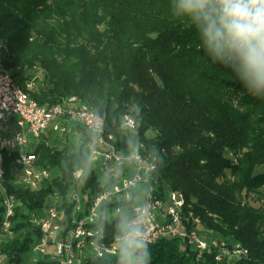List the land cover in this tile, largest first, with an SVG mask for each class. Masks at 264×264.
Listing matches in <instances>:
<instances>
[{
  "label": "trees",
  "instance_id": "16d2710c",
  "mask_svg": "<svg viewBox=\"0 0 264 264\" xmlns=\"http://www.w3.org/2000/svg\"><path fill=\"white\" fill-rule=\"evenodd\" d=\"M0 40L7 49L3 69L31 99L89 105L122 154L130 151L131 134L122 118L135 119L146 161L152 163L153 143L164 153L147 183L159 196L165 189L183 196L185 210L200 219L195 225L189 216L186 226L246 249L217 260V248L163 236L149 245L151 264H264V209L251 203L264 191V98L250 95L229 67L204 53L195 29L170 15L169 0H0ZM68 130L79 134L77 145L66 132L61 142H49L57 134L51 129L32 139L33 165L48 171L36 187L16 181L15 152L3 150L2 185L17 201L13 235L0 244L7 262L22 264L32 249L39 234L32 215L50 195L70 217L73 189L87 199L85 208L121 175L104 180L92 163L88 179L76 181L72 169L95 137L78 123ZM116 205L106 201L102 208ZM2 210L0 203V218ZM106 233L110 240L111 225ZM85 264H115V257L92 256Z\"/></svg>",
  "mask_w": 264,
  "mask_h": 264
},
{
  "label": "clouds",
  "instance_id": "9594fccd",
  "mask_svg": "<svg viewBox=\"0 0 264 264\" xmlns=\"http://www.w3.org/2000/svg\"><path fill=\"white\" fill-rule=\"evenodd\" d=\"M169 13L172 18L187 22L195 29L200 47L214 63L229 67L250 95L264 98V0H169ZM140 112L136 105V115ZM123 126L131 132L127 140L130 151L123 158L129 162L137 161L143 146L138 124L130 118ZM103 127V120L94 117L93 135H99ZM147 139L155 140L156 135ZM162 153L157 143L151 145L149 172L157 170V163L163 164ZM91 168L92 158L85 156L73 167L72 177L82 185ZM151 195L152 190L145 189L146 199L142 203L130 206L121 201L114 210L105 208L98 216L95 223L101 232L108 225L112 227L115 264H151L149 245L152 241L148 230Z\"/></svg>",
  "mask_w": 264,
  "mask_h": 264
},
{
  "label": "built area",
  "instance_id": "2783aa9c",
  "mask_svg": "<svg viewBox=\"0 0 264 264\" xmlns=\"http://www.w3.org/2000/svg\"><path fill=\"white\" fill-rule=\"evenodd\" d=\"M5 89H13L12 82L7 81L6 75L0 74V114L1 105H12L13 110H19L15 108V99L27 100L25 96L20 95L19 90H14L15 99H7L5 97ZM20 116H23V123H16V119H11L10 114H2L0 118V143H5L8 152H15V157L30 158L32 163V157L36 156L33 149L30 148L32 139L38 138L43 131V124H51V130L57 132L60 135H64L68 131V123H78L84 126L85 129H90V125L95 116L91 107H76L73 110H61L57 107L51 109H36L33 105L28 108L20 109ZM129 120L127 114H125L121 121V128L126 129L123 126V122ZM129 130V129H126ZM130 131V130H129ZM94 145H89L88 156H91L92 163L96 161H104L105 164H120L128 163L132 165L133 162L122 161L114 157V160H107V155H104L103 150L100 149V145L96 144V137L94 135ZM140 160L143 161V167H140L138 176L129 177H115V180L108 186H102L103 190L94 193L91 198L88 199V203L85 206L87 199L82 196L77 189L73 193L72 208L70 211V217L67 216L63 208L58 207L59 200L54 198L51 205V211L53 209H60L61 218L50 219V212L42 213L38 219H34L35 224H42L43 234L32 245V250H39L41 253H46L45 246H49V240L53 236L54 232L60 233L59 245L53 247L56 254V259L51 262L55 264H82V261H86L88 258L84 252V244H93L95 251H98V257L100 252L97 250L96 245V233L98 231L97 221L98 216L104 210L102 204L106 201L116 202L117 205L112 207L114 210L118 204L123 201L129 203L130 206H136L134 194L137 192L136 188H132V180L142 181V176L149 175L148 167L150 162L146 161V158L140 156ZM115 174V173H113ZM48 175L47 172L35 173L17 171L15 176H19L20 179L32 178L36 176H43L45 178ZM152 189V186L150 185ZM139 189V188H138ZM142 192V189H140ZM178 198L176 196H169L168 190H164L161 197H154L157 206L162 207V212H166V219H159V215H155L154 211H151V219L148 225V230L151 234L157 233L160 228H173L175 229L177 236L180 237L179 222H183V218L191 217L193 222L195 217L190 211V215L181 216L180 206ZM0 203L3 207L2 221H0V237L9 233L11 228V218L14 214V208L16 205L13 201H5L1 199ZM197 225V223H196ZM77 235L76 246H79V253H69L67 251V244L69 243V236ZM189 244L194 245L199 250H202L205 243L223 244L226 246V253L231 254L232 248L236 246H228L226 241L216 240L211 238L206 233L198 232L196 230H190ZM107 245L112 246L111 242H107ZM0 255H4L0 252ZM219 260V256H215ZM0 264H13V262H7L4 255V262Z\"/></svg>",
  "mask_w": 264,
  "mask_h": 264
},
{
  "label": "bare ground",
  "instance_id": "6f19581e",
  "mask_svg": "<svg viewBox=\"0 0 264 264\" xmlns=\"http://www.w3.org/2000/svg\"><path fill=\"white\" fill-rule=\"evenodd\" d=\"M6 45L3 43L2 40H0V74L6 75L7 81L12 82V87L14 90H19L20 95L25 96L28 98L27 100H21V99H15V92L12 89H5V97L7 99H15V108L16 109H24L30 107V105H33L36 109H51L52 107H57L61 110H73L76 107H90L89 105L82 103V102H63L61 104H54L50 106H45L39 104L37 101L31 99L28 95V93L23 90L21 87L18 86L16 80L14 77L10 74L8 70L3 69L2 67V62H1V57L2 55L6 52ZM19 110H13L12 111V105H1V113L2 114H10L11 119H16V123H23V116H20V111ZM93 116H99L93 109ZM100 117V116H99ZM127 118H132L127 114ZM100 119H102L100 117ZM103 120V119H102ZM47 129H51V124H43V131H46ZM87 132H91V125L90 129H85ZM76 133V131L74 132ZM113 135L112 133H106L103 131L96 137V144L100 145V149L103 150L104 155H107V160H114V157H117L118 159H122V161H128L127 159H124L123 157H126L128 153L122 154L116 149V146L113 142ZM3 150H7L6 144L5 143H0V188L2 189V193H0L1 197L0 199H5V201H13V204L16 205L17 201L14 197L13 194L7 193L5 190V187L2 185V180H3V167H2V159H3ZM8 151V150H7ZM140 156L142 158L143 155L140 153ZM36 156L32 157V163H30V158H20V157H15V162L20 166V169H17V171H24V172H35V173H43L47 172L46 169H37L36 166L33 165V162L35 161ZM150 162V161H149ZM96 163L101 164L102 166L105 165L104 161H96ZM120 164H125V163H120ZM128 164V163H127ZM133 164L137 165V171L135 174L132 176H138L140 167H143V161L142 160H137L133 161ZM151 164V162H150ZM17 173V172H16ZM150 173V172H149ZM43 178V176H36L32 178H23L20 179L19 176H16V181L19 183H25L31 187H36L40 180ZM140 182V180H132V188H136L137 184ZM147 182V180L145 181ZM145 189H151L150 184L145 185L142 188V200L140 203L143 202L146 197L144 196V190ZM152 195H151V200L149 203V207L151 208V211H154L155 215H159V219H166V212H162V207L157 206L156 201H154V197H161L159 196L152 187ZM168 190V189H166ZM75 192V189H73L68 196L69 201L73 199V193ZM169 196H176L178 199L179 204H182L180 206V215L181 216H188L190 215V211H186V203L183 198V196L178 192V191H171L168 190ZM46 212H50V219H58L61 218V211L60 209H53L51 211V205L47 208ZM34 219H38L37 217ZM187 220L188 218H183V222H179V231H180V237L186 239L189 242V236H190V230H196V227H188L187 225ZM0 221H2V216L0 218ZM195 221L193 222L195 225L200 224V219L198 217H195ZM38 229H39V234L38 238L42 236L43 234V226L42 224H36ZM13 235L11 228L9 230V233L4 235V237H0V244L4 240H8L11 236ZM163 236H177V233L175 229L173 228H160L158 229L157 233L151 234L150 239L151 241H155L159 239L160 237ZM210 236V235H209ZM113 238V237H112ZM112 238L109 240V236L106 233V229L101 232L99 229L96 233V245H97V250L100 252V257H110L113 256L112 253L114 251L113 246L107 245V242H111ZM211 238L216 239V240H221L225 241L224 239L218 238L216 236H211ZM77 242V235H70L69 236V243L67 244V251L69 253H79V246H76ZM56 245H59V239L57 241H53L52 237L51 240H49V246L56 247ZM232 248V253L231 254H225L226 253V246L223 244H214V243H205L203 245L202 250H207V249H212V248H217L218 252L215 254V256H219V260L222 258H238L240 256H243L246 253V249L241 247L238 243H235ZM84 252L87 257H98V251H95V246L93 244H84ZM3 256V257H2ZM216 259V258H215ZM0 262H4V255H0ZM86 261H82V264H85ZM49 264H55V262H50Z\"/></svg>",
  "mask_w": 264,
  "mask_h": 264
},
{
  "label": "rangeland",
  "instance_id": "374dc122",
  "mask_svg": "<svg viewBox=\"0 0 264 264\" xmlns=\"http://www.w3.org/2000/svg\"><path fill=\"white\" fill-rule=\"evenodd\" d=\"M67 126H69V125H67ZM66 134H69L72 142L77 145L78 140H79V134L78 133L69 132V130L66 132ZM51 137L52 138L55 137L56 139H53V140L50 139L49 142H51V141H55V142L60 141L61 142V140L64 139L63 138L64 136L60 135L58 133L56 135L53 134ZM95 167L99 168L100 171H103L104 175L102 174V176L104 177V180L106 178H108V176L110 174L119 173L121 170H122L121 171V175H120L121 177L132 176L137 171V165L136 164H132V165L129 166L127 163H125V164H114V163L105 164L104 167L103 166L100 167V164L95 163ZM147 178H148V175L144 174V176H142V181L139 182L137 184V186H136L137 192L134 194V196H135L134 201L137 204L140 203L142 198H143V196H142L143 193L140 191V189H142L145 185L148 184L147 182H145L147 180ZM0 193H2V189L1 188H0ZM256 196H258V199L251 200V203L254 206H256V207L260 206L261 208L264 209V191L260 192ZM53 200H54V197L50 195L46 199L43 207L39 208L36 211V213H34L32 215V219L34 220V218H36V217L38 218L42 213H45L47 208L49 207V205L53 203ZM108 210L112 211V207L111 208L109 207ZM59 237H60V233L58 231H56V232H54V234L52 236V240L53 241H57L59 239ZM45 250H46L45 254L41 253L37 249L36 250H32L31 249L30 251L26 252L25 254H23V262H22V264H40V261H43V260L52 261V260L56 259L55 258L56 254L54 252L53 246H45Z\"/></svg>",
  "mask_w": 264,
  "mask_h": 264
}]
</instances>
